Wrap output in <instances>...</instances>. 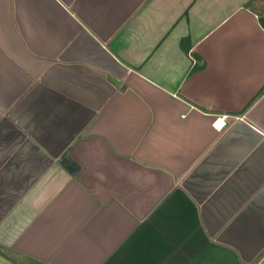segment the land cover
<instances>
[{
	"label": "crops",
	"instance_id": "obj_1",
	"mask_svg": "<svg viewBox=\"0 0 264 264\" xmlns=\"http://www.w3.org/2000/svg\"><path fill=\"white\" fill-rule=\"evenodd\" d=\"M263 9L0 0V264H264Z\"/></svg>",
	"mask_w": 264,
	"mask_h": 264
},
{
	"label": "trees",
	"instance_id": "obj_2",
	"mask_svg": "<svg viewBox=\"0 0 264 264\" xmlns=\"http://www.w3.org/2000/svg\"><path fill=\"white\" fill-rule=\"evenodd\" d=\"M259 17H260V22L262 26L264 27V9L262 11H259ZM184 48L187 50L189 48L188 43H184Z\"/></svg>",
	"mask_w": 264,
	"mask_h": 264
},
{
	"label": "built area",
	"instance_id": "obj_3",
	"mask_svg": "<svg viewBox=\"0 0 264 264\" xmlns=\"http://www.w3.org/2000/svg\"><path fill=\"white\" fill-rule=\"evenodd\" d=\"M218 123H219L220 128H224L227 125V122L225 119L218 120Z\"/></svg>",
	"mask_w": 264,
	"mask_h": 264
}]
</instances>
